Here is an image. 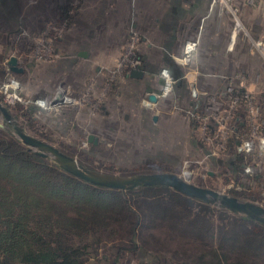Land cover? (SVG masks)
I'll return each instance as SVG.
<instances>
[{
	"label": "trees",
	"instance_id": "1",
	"mask_svg": "<svg viewBox=\"0 0 264 264\" xmlns=\"http://www.w3.org/2000/svg\"><path fill=\"white\" fill-rule=\"evenodd\" d=\"M5 19L10 30L19 25ZM22 104L7 106L32 121L25 106L36 107ZM231 167L235 179L240 168ZM109 241L118 243L107 264L124 256L161 264L164 250L195 253L199 264H264L262 223L166 187L123 194L93 186L0 129V264H89Z\"/></svg>",
	"mask_w": 264,
	"mask_h": 264
},
{
	"label": "rangeland",
	"instance_id": "2",
	"mask_svg": "<svg viewBox=\"0 0 264 264\" xmlns=\"http://www.w3.org/2000/svg\"><path fill=\"white\" fill-rule=\"evenodd\" d=\"M12 1H15L16 10H12V15L9 13L7 16L0 18V87L10 81L11 83H16H14L15 86L11 85V87L22 98L36 99L51 96V93L59 84L68 87V80L63 76L65 70L63 67H60L62 64L57 65V59L62 57L61 55L64 50L62 46L64 39H66L65 37L72 26L67 25V21L63 14L64 9L62 5H64L67 0ZM89 1L92 0H71V3L75 6H82L83 3L89 5ZM223 1H225V5L228 6L229 10L236 11V16L243 28V30L241 29L238 32L237 38L241 35L240 40L242 41L241 43L244 42L243 44H245L246 53L252 57H257L258 63L256 66H258V71L262 72L264 76V56L255 52L251 53L247 42L250 39L254 41L259 40L263 43L264 41L255 38L250 33L242 18L241 5L237 0ZM258 2L259 0H243L247 9L255 8ZM222 4L223 2L221 0H209V9H217L222 16L230 17L229 14L221 12L220 9H222V11L225 9ZM5 17L14 19L13 22L18 21L19 25L17 24V27L10 30L9 27L11 26L7 25L8 20L5 19ZM136 30H138V27L135 29L132 26H128V34L126 39L121 42L119 53L112 62L100 65L98 67L100 72L116 66L120 60L119 58L128 55L130 51L132 54L135 52L137 56L139 55L138 48L141 45L143 46V41L141 40L140 33ZM230 31H232V23L228 31V38ZM193 37L195 38V35ZM181 52H175L174 54L170 52L171 59L175 63L177 62L173 57H179ZM193 55L194 54L191 55L188 64L185 65L186 67L190 65ZM12 56L17 59V65L22 68V71L13 72L9 69L8 60ZM127 58L129 57L127 56ZM140 62L141 65H144L143 58L141 57ZM177 64L180 65L179 63ZM101 66L104 67L102 71L100 70ZM235 69L236 71H234V73L241 72V75L245 77V79L250 75L245 72L241 66ZM94 74L101 76V78L103 75H106V73ZM90 76L91 75H87L86 79ZM117 81L118 87L116 89L114 87V91L118 89L120 94L121 89L125 86L124 83L126 78L122 76V78L119 77ZM262 85L263 88L254 89L253 86H249V89L257 95L261 111L264 113V83ZM188 86L189 85L182 87V90H180L181 94L179 93L180 98L178 99H176L177 92L174 93L173 89L167 97L161 98L162 102H160L159 105L167 104V107L165 106L163 111L166 115L167 113L169 114V120L167 121L168 128H166L167 137L165 138L162 136L165 143V145L163 144L164 147L161 146L162 137L154 138L149 135V133H144L142 129H137L133 132L130 126L127 127V124L122 121H124V115H127L129 120L132 119V113L128 111L119 113V126L114 123L105 122L101 117L100 111H96V109L90 106L91 103L98 98V88L87 97L85 103L82 105H68L67 107L63 106L59 109L53 108L46 110L39 106H37L36 109L28 108L24 105L26 104L25 102H21L23 103L22 105L25 106V110L28 111L29 116L33 118L32 121H28L27 117L19 113L16 109L7 107L10 109L15 123L23 128L25 132L59 149H63L68 155L72 156L78 164L89 169L112 174L172 172L178 174L182 178H188L185 180H188L190 183L211 188L228 195L234 196L232 192L236 194H243L244 192L248 198L242 195V198L239 199L249 200L264 206V158L258 168L255 169L253 176L248 178L240 177L239 181L237 175L235 179H228L233 176V172L228 164L230 165V163L234 161L235 165L237 164L238 168H240L242 159L233 155L232 151H211L213 148L206 147L203 143L200 128L195 120V111H203L208 96L216 95L221 90L200 91L195 88L193 89L192 84ZM112 91L109 92L108 96L106 95L108 91L104 94L103 100L106 102V108L112 103L117 102L119 97V95L116 97ZM69 93L71 97L77 95H72L70 88ZM2 95L3 94L0 92L1 102H3ZM143 96L144 93L141 99ZM195 99L199 101L196 107ZM176 100L178 104L177 107H174V105L171 106L172 104L168 105ZM159 105L156 107H159ZM170 117H174L177 121L171 120ZM1 121L2 116L0 115V122ZM0 129L3 130L2 128ZM89 134H93L97 138V145H93L92 142L87 141ZM10 135L18 139L15 135ZM215 139H217V141L222 140L220 137ZM150 140L156 142L155 148L149 146ZM165 146L168 150L167 153L163 150ZM177 149L181 151L178 152ZM45 159L48 162L54 161L50 155L46 156ZM203 167L207 168L213 175L209 174V172L204 173L205 169H203ZM236 181H242L245 187L241 189L242 185ZM229 184H233L234 187H238V189L230 187ZM211 206L218 208L217 206ZM89 238H94V236H90ZM117 243L118 242L109 241L98 244L96 249L97 255L93 260H90L89 264H107L108 261L114 257L110 249L115 247ZM176 252L177 256L174 257L173 253L164 250L163 255L167 258L163 259V261L167 262L165 264H172L171 262L173 261L175 263L177 262V264H199L195 260V253L185 256L182 251L178 250ZM119 261V264H140L138 260L129 256H124V258H120ZM152 261L147 264H155L152 263ZM163 261H161V264Z\"/></svg>",
	"mask_w": 264,
	"mask_h": 264
},
{
	"label": "crops",
	"instance_id": "3",
	"mask_svg": "<svg viewBox=\"0 0 264 264\" xmlns=\"http://www.w3.org/2000/svg\"><path fill=\"white\" fill-rule=\"evenodd\" d=\"M237 2L250 33L264 41V0H259L253 9H247L243 0ZM74 17L62 45V57L57 59V65L62 64L60 67L65 70L63 76L68 80L72 95L80 93L87 75H94L100 65L112 62L127 37L128 26L138 27L136 31L143 41V46L138 48L144 61V68L139 69L142 74L126 79L117 102L108 104L101 114L105 122L119 126V113L128 111L132 113V119L124 115L122 122L133 132L142 129L154 138H166L169 114L166 115L163 109L167 104L159 105L160 100L159 107L147 109L140 100L143 93L160 91L161 67H166L175 80L173 92H177L176 99L180 98L182 87L190 84L200 91L222 90L227 83L226 77L235 74V68L239 66L250 74L246 79L248 89L249 86L263 88L264 76L256 66L257 57L246 53L241 35L234 48L227 50L231 19L219 14L217 9H209V0H92L89 5L83 3ZM194 35H199V44L190 65H178L171 59L170 52L180 53L184 41ZM198 102L195 99V107ZM168 105L177 107V100ZM153 115L156 120L152 119ZM163 137L161 146L165 145ZM149 143L150 147H156L155 141ZM163 150L168 152L166 146ZM233 164L234 161L228 164L231 170Z\"/></svg>",
	"mask_w": 264,
	"mask_h": 264
},
{
	"label": "built area",
	"instance_id": "4",
	"mask_svg": "<svg viewBox=\"0 0 264 264\" xmlns=\"http://www.w3.org/2000/svg\"><path fill=\"white\" fill-rule=\"evenodd\" d=\"M221 1L225 9L223 11L222 9L220 10L222 13L229 14L232 23V31H230L227 43V50L231 51L234 48L238 32L241 29L243 30V28L236 16V11L229 10L228 6L225 5V1ZM247 42L251 53L255 52L264 56L263 42L252 39ZM198 44L199 35L195 36V38L187 39L183 44L181 55L173 57V59L180 65L185 66L190 61L191 55L197 50ZM131 54L132 52L130 51L128 55L119 58L120 60L116 66L107 68L105 71H102L103 66L100 68L102 72L98 68L97 74L106 73L104 75L106 83L101 85L99 77L95 74L91 75L86 79L80 93L74 97H71L68 87L59 84L55 87L51 96L26 99L13 90L11 83H7L0 87V92L3 94L2 101L6 105L25 102L28 105L39 106L46 110L59 109L68 105H82L87 97L98 88V98L90 105L93 109H96L111 81H115L119 77L122 78L125 74H129L131 70L137 69L140 60L135 52ZM160 76L162 78V87L159 92L155 93L157 101H148L146 98L148 94H145V98L142 100L143 106L147 109L155 108L161 98L167 97L173 89L175 80L166 67L160 69ZM226 78L227 83L223 89L216 95L208 96L205 109L201 112L195 111V120L200 128L202 140L206 147H212L213 150L211 151H232L233 155L242 159V162H240V174L238 173L237 175L239 181L240 177L248 178L253 176L255 169L258 168L264 158V113L261 111L257 95L248 89L246 79L241 75V72H236ZM217 137L222 138V140L217 141L215 139ZM203 169H205L204 173L209 172L207 168L203 167ZM238 181L236 182L242 185L241 189L244 188V183ZM229 185L234 189H238L233 184Z\"/></svg>",
	"mask_w": 264,
	"mask_h": 264
},
{
	"label": "water",
	"instance_id": "5",
	"mask_svg": "<svg viewBox=\"0 0 264 264\" xmlns=\"http://www.w3.org/2000/svg\"><path fill=\"white\" fill-rule=\"evenodd\" d=\"M17 64V59L13 56L10 57L8 60V67L11 71H22V68H20ZM141 74L142 73L136 69H133L130 72V76L133 77H140ZM8 82L11 83L10 81ZM11 84L15 86L16 83ZM147 100L150 102H156L157 95L155 93H149L147 95ZM0 115L2 116L0 128L15 135L18 140L28 148V150H31L42 157H46L48 155L52 156L54 162L63 171L91 185L121 191L143 186H166L188 197L196 198L207 204L226 209L233 214L244 215L249 219L261 222L264 225V206L256 202L241 200L236 196L190 183L188 180H185L188 178H182L178 174L172 172L112 174L89 169L78 164L73 157L63 153L55 146L25 132L23 128L15 123L10 109L1 101ZM152 119L156 120L157 117L153 115ZM93 138L92 134L89 135L88 141H92Z\"/></svg>",
	"mask_w": 264,
	"mask_h": 264
},
{
	"label": "flooded vegetation",
	"instance_id": "6",
	"mask_svg": "<svg viewBox=\"0 0 264 264\" xmlns=\"http://www.w3.org/2000/svg\"><path fill=\"white\" fill-rule=\"evenodd\" d=\"M0 5H1V12H3L4 10H6L7 11V13L6 14H8V13H10L11 15H12V12H11V10H13V9H11L12 8V6H16L15 5V1H12V0H9V1H5V0H0ZM62 7H64V9H66V12H65V14H64V18L66 19V21H67V25H71V23H72V21H73V19L75 18L74 16L78 13V10H79V7L80 6H75V5H73L72 3H71V0H67L66 1V3L64 4V5H62ZM62 7H60V8H62ZM138 58H139V60H140V56L138 55ZM144 65H141V62H140V64L138 65V67H137V69L136 70H139V69H143L144 67H143ZM140 72H141V70H139ZM142 73V72H141ZM1 74V73H0ZM103 74V73H102ZM129 77H130V73L129 74H125L124 75V78H126V79H129ZM99 80H101V85H103V84H105L106 83V78H104V75L102 76V78H101V76H100V78H99ZM114 87H115V89L118 87V81L117 80H113V81H111L110 83H109V85L107 86V90H106V92H107V94H106V92H105V94L108 96V94H109V92L110 91H112L114 94H115V96L116 97H118V95H119V91H118V89L116 90V91H114ZM113 94V95H114ZM145 94H149V93H144V96L142 97V99L141 100H143L144 98H145ZM105 96V95H104ZM146 98H147V96H146ZM104 99V97L100 100V102H99V105H98V107L96 108V111H100V113L102 114V113H104L105 111L104 110H106V102H105V100H103ZM142 103V102H141ZM104 111V112H103ZM6 134H8V135H10V133H8V132H6V131H4ZM89 135H91V134H89ZM88 135V136H89ZM93 135V134H92ZM11 136V135H10ZM93 140L92 141H88V137H87V141L88 142H92V144L94 145H97V138L93 135ZM21 142V141H20ZM22 143V142H21ZM23 144V143H22ZM50 144V143H49ZM24 145V144H23ZM52 145V144H51ZM25 146V145H24ZM54 146V145H53ZM56 147V146H55ZM57 148V147H56ZM59 149V148H58ZM27 150H28V148H27ZM60 151H62L63 153H65V154H67V152L66 151H64L63 149H59ZM28 151H31V150H28ZM68 155V154H67ZM70 156V155H69ZM42 157V156H41ZM72 157V156H71ZM44 159L46 158V157H43ZM54 162V161H53ZM55 163V162H54ZM65 172V171H64ZM165 172V171H164ZM67 173V172H66ZM107 173H109V172H107ZM149 173H153V172H149ZM69 174V173H68ZM70 175V174H69ZM72 176V175H71ZM74 177V176H73ZM78 179V178H77ZM80 180V179H79ZM82 181V180H81ZM85 182V181H84ZM87 183V182H86ZM89 184V183H88ZM94 186V185H93ZM154 186H159V187H166V186H161V185H152V186H143V187H154ZM98 187V186H97ZM103 188V187H102ZM138 188H142V187H138ZM138 188H134V189H130V190H126V191H121V190H119V191H121L123 194H126V192H128V191H131V190H136V189H138ZM166 188H169V189H172V188H170V187H166ZM105 189H107V188H105ZM113 190H115V189H113ZM172 190H174V189H172ZM174 191H176V190H174ZM176 192H178V191H176ZM178 193H180V192H178ZM180 194H182V193H180ZM183 195V194H182ZM184 196H186V195H184ZM186 197H188V196H186ZM190 198H192V197H190ZM193 199H196V198H193ZM196 200H199V199H196ZM199 201H201V200H199ZM201 202H203V201H201ZM203 203H205V202H203ZM207 204V203H206ZM208 205H210V204H208ZM261 223V222H260Z\"/></svg>",
	"mask_w": 264,
	"mask_h": 264
}]
</instances>
